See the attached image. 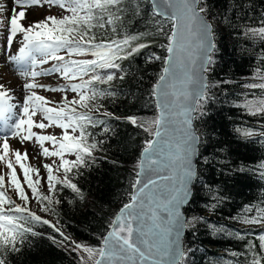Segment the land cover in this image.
<instances>
[{"label": "snow or ice", "instance_id": "6c2138e0", "mask_svg": "<svg viewBox=\"0 0 264 264\" xmlns=\"http://www.w3.org/2000/svg\"><path fill=\"white\" fill-rule=\"evenodd\" d=\"M15 3L22 8L58 6L62 14L48 15L24 26L18 22V18L26 19L25 11L21 10L10 17L6 28L0 19V30L9 33L5 37L6 60L29 81L22 86L27 94L21 101H17L10 94L11 90L0 83V133H3L0 135V162L9 169L7 187L5 175L0 174V264H8L7 254L19 252L18 245H23L29 235H38L35 231L38 224L49 225L63 237L57 241L54 236H49L54 243L63 245L70 239L56 225L29 209V196L11 157L14 155L15 164L22 170L24 183L36 202L43 204L47 201L42 211H54L50 205L58 204L59 200L39 191L40 168L23 162L30 154L34 159L41 155L59 158L58 162L53 160L42 165L47 170L50 193L54 192L56 184H63L82 198L81 190L69 178V173L76 169L79 175V169L88 166L89 160L94 162V151L103 143L97 141L89 129L103 125L104 132L109 130L107 121L97 119L93 113L119 119L112 113H100L103 105L98 101L116 93L97 85L109 84L115 73L107 70L123 71L120 61L149 46L145 43L133 46L134 41L147 33L133 35L124 31L129 4L133 5L136 15L141 10L140 3H133V0H15ZM152 7L154 15L171 23L168 34L164 33L163 27H157V32L167 38V44L161 46L167 52L163 57L164 67L153 88L160 114L150 122V126L139 125L157 139L146 141L137 165L140 171L136 173L137 177L144 175L145 179L134 181L136 191L115 220L110 222L112 230L102 238L103 246L95 248L72 241V251L82 250L87 254V259L81 257L80 264H88L89 260L93 264H184L185 261L186 251L180 237L192 221L183 216L181 208L189 202L190 185L196 178L194 157L199 143L192 127L193 113L202 107L200 101L208 99L207 91L212 85L204 74L215 63L214 54L218 48L215 30L208 18L207 0H153ZM2 11L3 6L0 5ZM18 34L22 39L13 54L11 48ZM246 35L264 40V26L249 27ZM148 59L162 58L153 53ZM49 64L47 68L42 67ZM38 77H54L64 82L54 86L39 83ZM259 79L260 83L244 85L261 90L259 98L246 100L243 105L252 115L264 114V75ZM37 89L64 93V96L54 102L38 94ZM69 92L75 94L72 99H68ZM177 106L180 109L178 115L183 118L180 141L172 139L168 127L171 118L177 115L174 111ZM126 119L137 124L134 116ZM50 127L60 128L62 134L58 137L33 131L34 128L45 130ZM243 135L251 136L253 132L244 129ZM10 139H16L20 148H13ZM33 139L39 148L34 147L32 153L27 149L21 152L24 143ZM45 142H50L51 149L44 146ZM67 155H74L75 159L69 160ZM61 171L62 179L54 174ZM154 175L158 178L154 179ZM8 188H13L24 203H17L8 195ZM243 222L264 223V209H259L255 216L245 217ZM215 230L222 232L224 229L218 227ZM235 235L239 239L244 238L240 233ZM259 241V251L256 244H249L251 258L245 264H264V234L259 236Z\"/></svg>", "mask_w": 264, "mask_h": 264}, {"label": "trees", "instance_id": "16d2710c", "mask_svg": "<svg viewBox=\"0 0 264 264\" xmlns=\"http://www.w3.org/2000/svg\"><path fill=\"white\" fill-rule=\"evenodd\" d=\"M135 2L140 3V13L136 15L129 4L124 31L133 35L147 33L133 46H149L120 61L123 71L107 70L115 73L109 84L97 85L116 93L98 101L103 105L100 113H112L119 119L93 113L97 119L107 121L109 130L104 132L103 125L89 129L103 143L94 151V162L89 160L88 166L79 169V175L76 169L69 173L82 198L63 184H56L51 193L43 180L38 186L41 193L59 203L50 205L54 210L51 212L41 210L47 201L37 203L38 209L32 211L56 225L70 238L63 244L72 247V241L101 247L110 222L130 200L140 153L152 136L139 125L148 127L157 117L153 88L167 55L161 47L167 44L166 35L158 33L157 27H163L168 34L171 23L153 14L149 0ZM207 3L218 51L214 54L215 63L206 73L212 85L207 91L208 99L200 101L202 107L195 112L199 145L196 178L184 208L186 219L192 221L182 240L186 251L184 264H245L251 258L249 244H256L259 251V236L264 234V223L243 222L245 217L264 209V114L252 115L243 107L246 100L261 95L260 89L244 85L260 83L259 77L264 75V40L246 35L247 28L264 26V0ZM153 53L162 59L149 60ZM133 116L137 118L136 125L126 119ZM244 129L251 130L253 135H243ZM54 174L63 178L62 171ZM27 190L32 195L28 186ZM218 227L224 230L217 232ZM35 231L38 235H29L23 245H18L19 252L7 254L8 264H80L81 257L87 259L82 250L74 252L49 239L54 236L57 241L63 240L49 225L38 224ZM235 233L244 238H237ZM91 263L89 260L88 264Z\"/></svg>", "mask_w": 264, "mask_h": 264}, {"label": "rangeland", "instance_id": "374dc122", "mask_svg": "<svg viewBox=\"0 0 264 264\" xmlns=\"http://www.w3.org/2000/svg\"><path fill=\"white\" fill-rule=\"evenodd\" d=\"M0 5L3 6V11L0 12V19L3 20V24L5 26V28L9 25V20L10 17L14 14H17L16 9H19L20 6L17 5L15 3V0H0ZM10 8H13V10L16 12H11V10H9ZM31 8V9H30ZM26 12V20L23 19H19L18 18V22L21 23L24 26H28L30 24H32L33 22L36 21H40L43 20L45 18V16L48 15H56L59 16L62 14V10L58 7V6H53L51 8H49L48 5H44L43 7L41 6H29L28 10H25ZM27 13L29 15H27ZM9 33L7 31H2L0 30V83H2L5 87V89H10L11 92L10 94L15 96L17 98V101H21L23 96L26 95L27 93L23 90V84L26 82H29L27 80H25V78L21 77L15 67V65L11 62H8L6 60V53H5V37L8 35ZM22 39V35L18 34L17 37L14 39L13 41V45L11 48V53H16L18 50V47L20 46L19 41ZM51 63V62H50ZM49 65H43L42 67H49ZM37 70H40L39 68ZM37 81L39 83H45V84H53L54 86L58 83H63L64 81H57L54 79V77H38ZM38 92V94L40 95H44L46 98H49L50 100L56 102V101H60L61 98L64 96V93H52V92H46L42 89H37L36 90ZM68 95V99H72L73 96H75L74 93H67ZM33 131L37 132L38 134H56L61 135L62 134V130L60 128L57 127H50L47 128L45 130H40V129H33ZM0 135H3V133H0ZM10 145L13 148H20V145L18 143V141L16 139H10ZM45 147H49L51 149V144L50 142H45ZM34 147L36 149L39 148V145L36 144L35 140L33 139V141H29V142H25L23 145V148H21V152L24 151V149H27L29 153H32L34 151ZM67 159L69 160H74L75 156L74 155H67L66 156ZM11 159L13 160L14 163V167L16 168V172L17 175L21 181V184L24 187L25 192L28 194V190H27V184L24 183V179H23V172L20 169L18 164H15V157L14 155L11 157ZM53 160H56L57 162L59 161V158L57 157H48L45 158L42 155L37 157V158H33V156L30 154L27 158V160L23 161L26 165L32 166V167H39L40 168V178L41 181H44V185L46 186V182H47V170L44 169L42 167V165L44 163H51ZM9 172V169H7L5 163L0 162V174H4L5 175V184L6 187L8 186V175L7 173ZM55 173V172H54ZM33 179H36L35 174H33ZM8 195H10L17 203L23 204L24 202L19 200L15 190L13 188H8ZM29 196V202H28V207L29 209L32 211H36L38 209V204L36 202V200L32 197V195L28 194ZM63 247L72 249L73 247L71 245H67V244H63ZM92 264V263H91Z\"/></svg>", "mask_w": 264, "mask_h": 264}, {"label": "water", "instance_id": "95a60500", "mask_svg": "<svg viewBox=\"0 0 264 264\" xmlns=\"http://www.w3.org/2000/svg\"><path fill=\"white\" fill-rule=\"evenodd\" d=\"M149 2H150L151 7H152L153 0H149ZM152 10H153V7H152ZM158 16H159V15H158ZM160 17H162V16H160ZM162 18H164V17H162ZM163 67H164V65H163ZM162 70H163V68H162ZM161 74H162V71H161ZM204 75H205L206 78H207L206 73H205ZM158 79H159V78H158ZM157 82H158V80H157ZM157 82H156V83H157ZM155 85H156V84H155ZM154 99H155V103H156L157 116H158V115L160 114V108L157 107V102H158V100H157V96H156L155 94H154ZM174 111L177 113V115H175L174 117H172L171 120H170V123H169V125H168V127H169V134H170V136L172 137V139H173L174 141H180L181 136H182L181 129H182V127H183V124H182V119H183V118H182L181 116L178 115V113H179V111H180L179 106H177V107L174 109ZM193 117H194V119H195V112L193 113ZM194 119H193V121H192V127H193V130H194L195 134L199 137V135H198V133H197V130H196V128H195ZM155 139H157V138L154 137L153 135H152L151 138H150V140H155ZM198 145H199V143H198ZM143 149H144V148H143ZM143 149H142V151H143ZM142 151H141V153H142ZM141 153H140V156H139V160L142 158V157H141ZM197 154H198V150H197V153H196V155H195V157H194V166H195V169H196V163H197ZM138 162H139V161H138ZM139 171H140V170H139V168H138V169H137V172H139ZM164 174H166V173H164ZM153 178H154V179H157L158 177H156V176L154 175ZM136 179L144 180L145 177H144V175H141V176H139V177H137V175H136ZM194 180H195V179H194ZM194 180H193L192 184L190 185V189H191V191H190V195H189V200H190V198H191L192 187H193ZM135 191H136V189H135L134 187H132L131 195L134 194ZM129 202H130V200H129ZM129 202H128V203H129ZM188 203H189V202H188ZM188 203H187V204H188ZM187 204L184 205V206H182V208H181V211H182V214H183L184 217H185V214H184V208L187 206ZM122 207H123V206H122ZM122 207H121V208H122ZM121 208H120V209H121ZM120 209H119V210L117 211V213L115 214L113 220H115L116 216L119 214ZM185 218H186V217H185ZM111 230H112V228L109 227V229H108V231L106 232L105 236H106V235L108 234V232H110ZM185 230H186V228L183 230V232H182V234H181V237H180V240H181L182 246H183V242H182V240H183V237H184V234H185ZM102 246H103V243H102L101 247H102ZM97 258H98V257H97ZM92 264H93V263H92Z\"/></svg>", "mask_w": 264, "mask_h": 264}, {"label": "bare ground", "instance_id": "6f19581e", "mask_svg": "<svg viewBox=\"0 0 264 264\" xmlns=\"http://www.w3.org/2000/svg\"><path fill=\"white\" fill-rule=\"evenodd\" d=\"M28 8L29 7H21L20 6V8L19 9H16V11H17V14L19 13V11H21V10H23V11H25V10H28ZM31 9V8H30ZM9 10H11V12H14V13H16L14 10H13V8H10ZM26 13V12H25ZM27 15H29L28 13H27ZM27 18V17H26ZM23 20H26V19H23Z\"/></svg>", "mask_w": 264, "mask_h": 264}]
</instances>
